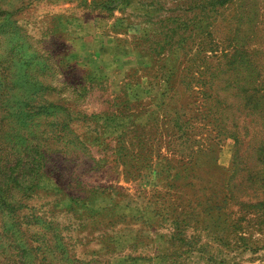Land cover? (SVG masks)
Returning a JSON list of instances; mask_svg holds the SVG:
<instances>
[{"label": "rangeland", "instance_id": "rangeland-1", "mask_svg": "<svg viewBox=\"0 0 264 264\" xmlns=\"http://www.w3.org/2000/svg\"><path fill=\"white\" fill-rule=\"evenodd\" d=\"M262 149L264 0H0V264H264Z\"/></svg>", "mask_w": 264, "mask_h": 264}, {"label": "crops", "instance_id": "crops-1", "mask_svg": "<svg viewBox=\"0 0 264 264\" xmlns=\"http://www.w3.org/2000/svg\"><path fill=\"white\" fill-rule=\"evenodd\" d=\"M94 42H95V40H93ZM96 46V44H94V47ZM111 51L112 52H109L108 53V55L107 56H104L106 53H102V51L100 50V51H95L94 53L92 52L91 54L95 57V59L96 60H98L99 58H104L105 59V61L104 62H102V64L105 66V68L107 69V70H111V66H110V63L108 62L109 60L108 59H114L115 60V58H116V55L117 54H114L113 53V51H115V50H113V49H111ZM102 58H101V60H102ZM114 114V113H113ZM113 114H109V115H113ZM114 115H116L117 116V114H114ZM106 128H108V130H112V132H115L116 130V128L118 129L119 128V126L118 125H116V126H113V125H110V126H108L107 124H106Z\"/></svg>", "mask_w": 264, "mask_h": 264}, {"label": "trees", "instance_id": "trees-1", "mask_svg": "<svg viewBox=\"0 0 264 264\" xmlns=\"http://www.w3.org/2000/svg\"><path fill=\"white\" fill-rule=\"evenodd\" d=\"M116 119H118V117L117 116H115V115H108L107 117H106V124L108 125V126H110V125H112V124H115V126L116 125H118V123H116L115 121H116ZM119 126V125H118ZM120 128V127H119ZM119 128L117 129H115L116 131H118L119 130ZM260 153H261V155H263L264 154V149H262L261 151H260ZM30 169V166L28 167V170ZM28 171L26 170V166L24 165L23 166V168H22V170H21V173L23 174V175H25L26 173H27ZM29 189V186H27V190Z\"/></svg>", "mask_w": 264, "mask_h": 264}]
</instances>
